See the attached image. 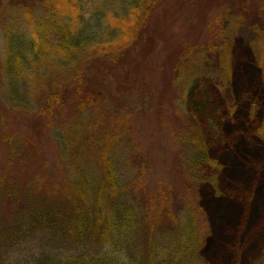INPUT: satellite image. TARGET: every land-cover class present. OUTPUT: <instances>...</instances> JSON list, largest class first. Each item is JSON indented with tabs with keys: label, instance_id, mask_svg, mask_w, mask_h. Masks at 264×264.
<instances>
[{
	"label": "rangeland",
	"instance_id": "1",
	"mask_svg": "<svg viewBox=\"0 0 264 264\" xmlns=\"http://www.w3.org/2000/svg\"><path fill=\"white\" fill-rule=\"evenodd\" d=\"M225 1L227 14L238 19L240 26L232 34L231 75L212 73L215 66L204 61L211 56L204 48L215 39L221 26L203 25L205 12L198 15L192 11V22L197 23L199 32L194 50L195 54L199 52L200 59L194 54L192 64L174 67L171 57L180 48L178 34L182 25L179 23L181 28L167 26L174 45L166 54L164 48L156 53L155 69L149 70L150 79H154L152 85L141 87L132 78L123 76L125 68L129 69L134 62L128 56L119 66L123 71L113 69L112 74L108 72L109 78L101 74L100 81L96 80V85L99 83L106 93L104 106L113 111V114L106 113L108 119L102 122L103 126L98 127L97 123L88 127L91 120L95 122L90 111L84 114L85 122L72 124L67 119L49 133L43 119L36 116L43 96L58 83L62 86L74 78L77 70L88 69L91 75L99 73L109 55L118 56L129 49L141 33L142 26L138 23L146 0H63L58 7L50 2L41 10L34 9L31 0L28 3L17 0L9 3L8 8L3 2L4 8L0 9V133L11 125L15 146L0 142V177L4 181L0 182L1 215L7 204L6 192L14 183L13 190L20 197L16 203L12 202L14 211L22 208L21 200L29 199L47 200L54 206L76 210L85 207L88 212L100 209L101 202L108 214L112 206L106 203H110V197L117 196L115 190L100 189L101 200H97L95 193L100 187L84 194V189L76 186L74 177L82 172L89 180L92 176L93 185H97V179L103 174L104 158L110 154L121 183L126 185L118 196L136 209L134 244H131L136 248H128L127 242L113 248L120 249L121 264H136L132 254L140 259L141 251L145 244H151L152 238L161 246L164 257H169L176 250L181 230L190 222L192 251L172 264H264V51L259 50L264 38L255 41L250 30L261 20L251 6L244 7V0ZM219 3V0L212 4L206 1V10L211 9L208 14ZM41 11L47 13L49 20L59 18L73 33H81L85 49L68 62L61 55L53 54L57 52L52 47L47 56L38 57L26 68L22 65L18 84L13 87L5 67L7 29L15 27L19 16L20 31L28 33V37L34 36ZM198 17L201 20L197 21ZM242 19L244 23L240 24ZM162 56L166 58L160 60ZM194 64L196 67L192 68ZM192 69L194 74L208 73L192 76ZM196 77L199 78L194 82ZM102 80H105L103 85ZM190 84L194 87L190 88ZM159 92L164 98L156 101L160 99ZM198 106L203 107L201 113L196 110ZM196 125L202 128L208 145L210 162L205 167L206 180L198 178L192 164L201 135ZM32 131L43 133L39 143L41 172L36 169V163L28 162V157L21 159L15 155L13 162L8 160L9 151L21 148ZM108 137L111 143L106 142ZM9 173L11 177L5 176ZM49 177L52 184L44 183ZM88 184L86 181L84 186ZM87 249L92 247L78 248ZM71 250L75 249L59 236L39 235L6 264H62V257Z\"/></svg>",
	"mask_w": 264,
	"mask_h": 264
},
{
	"label": "trees",
	"instance_id": "2",
	"mask_svg": "<svg viewBox=\"0 0 264 264\" xmlns=\"http://www.w3.org/2000/svg\"><path fill=\"white\" fill-rule=\"evenodd\" d=\"M16 1L0 0V9L2 10L4 8L3 2H6L5 7L8 8L9 3L14 4ZM21 1L28 3L29 0ZM31 1L34 9L41 10V8L44 9V6L48 7L50 2H52L51 4L54 7H58L63 0ZM206 1L212 4V2L215 3L218 0H174L175 3H172V0H146L145 3H142V11L138 23L139 26H142L140 28L141 33L129 49L123 51L118 56L109 55L103 70L99 73L91 75L88 69L77 70L74 78L67 80L62 86L58 83L43 96L36 111V116L43 119L48 133L56 126L65 124L67 119L72 124L81 121L82 123L85 122L86 117L84 114L90 111H93L90 114L95 119V122L91 120L88 123V127H93L97 123H99L97 124L98 127L103 126L102 122L106 118L108 119L105 116L106 113L113 114V111H108L104 106L103 98L106 93H104L99 83L96 85V80L99 79L98 77L101 74L108 77V72L110 71L111 73L113 69L123 71V67L119 66L128 56V59L131 58L134 62L129 69L125 68L123 76L132 78L133 82L141 85V87L152 85L154 79L153 77L150 79L151 73L149 72L155 69L156 60L158 59V54L156 53H161L164 48L166 54L168 48L174 45L172 43V32L168 33L171 29H167V26L174 28H178L179 26L181 28L180 24L182 25L181 31L178 29V32L180 31L178 35L181 39L178 43L180 48L174 52L175 56L171 57L172 62L175 61L174 67L179 69L180 67L192 64L195 54L194 48L198 44L197 41H199V36H197L199 32L196 30L198 25L192 22V11L198 15H200L199 13L201 11L205 12L206 20L204 19L203 25L209 24L211 26L219 24L218 26H221L217 30L215 39L209 41L206 45L207 48H204L211 55L210 59L207 56L204 61L215 66L212 67L211 71L215 68L212 73L218 72L220 75L223 73L227 76L231 75L232 34L236 33L237 29L239 30L238 19L234 20L235 17L227 14L224 8L225 0L222 4L221 0H219L220 3L217 9L208 14L211 9L209 11L206 10ZM244 1V7L251 6L259 19H261L259 21L260 23L253 24L250 28L253 31L255 41H257L259 38H264V1ZM38 15V19H36L37 29L34 36L28 37V33L20 31L19 16H16L15 27H9L7 29L5 67L10 74L13 87H16L18 84L19 71L23 68L22 65L26 68L28 64L31 65L32 61H36L38 57L47 56V52H51L52 47L57 52L53 54L57 56L58 54L61 55L62 59L68 62L75 59L85 49L86 42L81 33H73L69 25L59 18L49 20L46 18L47 13L43 14L42 11ZM200 18L198 17L197 21L201 20ZM241 23H244L243 19ZM255 41L254 44L259 46V42L255 43ZM260 48L259 50L264 51V43L260 45ZM195 55L197 59H200L199 52ZM163 58H166V56H162L160 60H163ZM145 64H148V69L146 70ZM193 67H196V65H192ZM206 67L211 69L209 65ZM193 71L195 70L192 69V76L197 75L201 77L208 73V71L200 72L201 75H199L200 73L194 74ZM198 78L196 77L194 82ZM104 82L105 80H102L100 82L102 83L101 85L105 84ZM189 87L194 86L190 84ZM149 89L151 90V88ZM145 91L149 90L145 89ZM161 93H158L160 99H156V101L163 100L164 97ZM196 110L201 113L203 107L198 106ZM5 116L6 123L9 125V118L7 115ZM9 126L10 128L6 129V132L3 131L0 133V142L15 146V138L12 133L14 130L11 125ZM196 128L201 135L199 136L200 140H197L200 143L195 147L192 164L197 171L198 178L200 180H206L207 172L205 167L210 162L208 145L202 128L199 125H196ZM37 132H30L29 138L27 139L26 137L24 139L21 148H18L15 152L10 150L8 160L13 162L15 155L21 159L28 157L27 160H29L28 162L31 165L36 163V169L39 171L40 169L43 170V163H41L39 156V149L41 148L39 143L42 142L43 133ZM106 142L111 143V138L108 137ZM107 149L105 148V150ZM109 155L104 158L102 167L103 174L97 179V185H93L92 180L94 178L92 176H90L89 180L82 172H77L74 177L76 186L79 189L83 188L84 194H91V192H94L95 187L99 186L100 188H97V192L95 193L98 196L97 200H101L100 189L110 190L112 192L115 190L117 196L110 197V203H106L108 206H112V210L108 214H105L101 202H99L101 205L100 209L98 208V210L95 209L94 211L91 210L88 212L85 211V207L81 210H76L68 207L54 206L52 202L47 200L38 202L29 199L27 201L21 200L22 208L14 211L11 207L12 202L16 203L15 201L18 199L19 193L13 190L16 187L15 183L11 185L6 192L7 204L4 207L3 214L1 215L0 213V264H6L12 255L19 252L24 245L35 240L39 235L50 236V238L59 236L62 242L70 244L76 250L65 253L62 257V264L122 263L120 249L113 248L114 246L119 247L120 242H124L125 244L127 242L128 248H136L135 246H131V244H134L133 224L135 222L136 209L132 204L122 201L118 196L119 193L121 194L125 190L126 185L121 183V176L117 171L116 163L113 159L109 158ZM5 176L11 177V174L9 173ZM2 179L0 177V182H4ZM86 181L89 182L88 186H84L86 185ZM44 183L52 184L50 177L45 178ZM179 235L175 247L176 250L171 252L169 257H164L161 246L155 244V240L152 238L151 244H145V248L141 251L140 259L137 254H132L134 261L136 264L140 261L143 264H172L180 261L183 256L188 254L187 252L189 250L192 251V222L186 225L185 229L181 230ZM82 245H90L93 251L88 249L84 251L78 250ZM95 247L105 248V250H97Z\"/></svg>",
	"mask_w": 264,
	"mask_h": 264
}]
</instances>
